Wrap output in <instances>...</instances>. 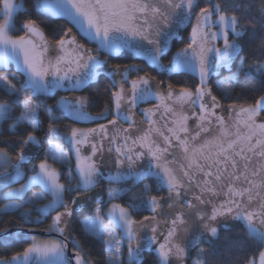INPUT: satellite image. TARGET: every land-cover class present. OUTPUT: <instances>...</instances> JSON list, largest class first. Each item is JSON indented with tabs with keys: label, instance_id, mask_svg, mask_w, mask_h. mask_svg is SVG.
<instances>
[{
	"label": "snow or ice",
	"instance_id": "6c2138e0",
	"mask_svg": "<svg viewBox=\"0 0 264 264\" xmlns=\"http://www.w3.org/2000/svg\"><path fill=\"white\" fill-rule=\"evenodd\" d=\"M33 8L66 16L109 53L127 48L157 66L179 30L190 25L188 43L167 71L195 72L199 84L194 92H176L172 85L162 89L164 82L149 73L130 80L129 72L143 69H108L74 38L58 39L53 56L47 57L50 46L35 20L21 22L23 35L10 34L16 31V15L28 11L24 3L0 0V66L15 63L25 77L21 82L15 73L0 74V201H8L0 205V246L12 247L26 235L14 227L41 223L42 216L53 212L49 231L62 237L48 244L33 238L10 259L0 257V264H92L76 232L86 243L89 237L100 242L107 264H145V252L155 255L154 264H213L219 249L248 243L239 233L233 235L238 223L258 245V258L246 264H264V95L254 104L224 109L209 87L210 78L227 69L231 74L216 81L226 98L237 86L242 93L249 80L260 83V89L250 91L264 90V0H35ZM257 35L259 56L242 55ZM78 69L83 71L77 74ZM101 69L112 80L106 91L115 118L86 130L65 126L62 136L59 122L65 116L99 120L109 108L92 116L87 96L61 97L54 105L45 97L52 98L65 82L73 90L83 87ZM29 89L31 96H25ZM34 98H40L43 108ZM149 100L157 103L141 109V121L134 109ZM60 140L69 144L72 156L64 153ZM50 157L66 166L67 183L60 182L64 174L52 167ZM33 160L39 162L27 176L25 165ZM25 177L26 183L13 187ZM146 179L166 195H152L153 184H145ZM129 180L131 187H108L107 201L105 190L93 191L105 181ZM37 185L42 191L27 195ZM65 193L71 194L67 200ZM46 195L51 201L38 207ZM121 198L127 203L117 202ZM143 210L150 214L135 219L133 213ZM13 213L19 220L5 219ZM70 244L73 254L67 256Z\"/></svg>",
	"mask_w": 264,
	"mask_h": 264
},
{
	"label": "trees",
	"instance_id": "16d2710c",
	"mask_svg": "<svg viewBox=\"0 0 264 264\" xmlns=\"http://www.w3.org/2000/svg\"><path fill=\"white\" fill-rule=\"evenodd\" d=\"M24 3L25 8L28 9L27 12L18 13L16 15V31L12 32L13 37L17 35H23V30L20 28V24L25 19H32L36 21L37 28H39L42 33L45 36L46 42L50 47H53L55 45V42L60 38H65L68 34H72L73 38L75 39V42L83 45L85 50L87 52H90L91 54L98 55L99 59L106 62V65L108 69H111L112 67L116 65H136L139 68L143 69V71L139 72L138 74L135 72V70L129 72V75L131 77L136 78L137 75H144L145 73H149L152 76L156 78V81H163L164 83L160 85V87L164 90H166L167 85H172L176 91H179L181 89H190L193 92L195 91L196 86L199 84V80L188 73L185 72H176V71H158L156 68H153L149 66L143 59L135 58L129 53H122L119 56H109L103 52H101L98 47L95 44L90 43L88 40H86L84 37H82L79 32L65 19L52 17L46 13H43L37 9L33 8V4L35 3V0H17V4ZM194 20V18H193ZM193 20L191 24L193 23ZM68 29H71L70 32H68ZM191 31V26H185L182 28L177 37L175 38L170 50L167 54L163 56V60L165 62H172L174 56L176 53L183 47L186 46L189 40ZM72 37V36H71ZM260 40V36L257 35L256 39L248 45V47L245 49V53H242V55L247 54L249 57L256 55L259 56V52L257 51L258 48V42ZM239 64V60H235L233 63L232 71H235L236 65ZM102 71V69L100 70ZM12 73H15L17 77H19V80L22 82L24 80V76L16 71L13 66L5 69L2 66H0V74L5 75H11ZM231 73L227 69H221L220 76L219 77H211L209 80V87L212 88V95L216 96L217 99L220 101L221 105L223 107L228 106H247L255 103V100L259 97V95H264V90H258V91H250L251 89H260V83L258 80H249L247 84L245 85L243 92L241 93V89L239 86H237L230 98H226L223 94V92L216 87V81L217 79H221L223 77L229 76ZM243 80V78H241ZM112 83L111 77H109L104 71H102V74L97 77L96 80L92 81L88 85H86L84 88H82L79 91H73V92H64V91H58L53 95L52 98H46L47 103L49 105H54L57 100H59L61 97H68L73 94H79L83 96H87L90 98V103L87 106V110L92 115H97L99 113H102L104 111L105 106L109 108V113L107 117L104 120H101L100 122H97L96 125H100L103 123H108L109 120L115 118L114 109L112 108L111 100L109 97L108 92L106 89L109 87V85ZM19 86V85H17ZM2 95V93H0ZM242 95L243 98H238V96ZM25 96H31V89L27 90L25 92ZM6 98V97H5ZM36 99V102L41 105V108H43V104H41L40 98H34ZM150 101V100H149ZM146 101L147 104H153V102ZM221 112V109H220ZM219 112V113H220ZM228 111H223V115H227ZM262 117H264V114H262ZM60 126L64 131H62L61 135H65L67 133V129L65 126L73 127L74 125H80V126H88L92 125L93 123L86 124V123H77L74 120H72L70 117L65 116V118L59 122ZM40 133H37V136H40ZM59 143L63 145V149L65 152L72 156L71 148L69 144L64 141L60 140ZM44 147H47V144L44 145ZM41 156H43V153H40ZM38 160H33L32 163H28L26 168L27 171H30L32 168V165L37 163ZM49 162L53 164L56 167L61 168L62 173L64 174L62 177V182L67 183L66 181V166L64 164H60L57 161H54L49 158ZM72 167L74 168V161H72ZM75 175V173H74ZM145 184H153V181L151 179L144 180ZM132 181H126L121 182L117 184H107L106 182H102L97 186V188L94 191H102L105 190V196L104 199H107L106 195V189L108 187L113 188H126L131 187ZM143 185H141V188ZM39 188L36 187L35 190H38ZM4 191H7V189H4ZM136 191H139V189H136ZM32 191L28 193L30 195ZM92 194V193H89ZM152 195H166V192H157L155 190V185L153 184V191L151 193ZM70 195L67 193V199ZM27 198V197H26ZM49 200L48 197L44 201ZM44 201L40 202L38 207L43 205ZM8 201H0V205L3 203H7ZM122 204H126L127 200L125 198H121L119 201H117ZM100 206V205H93V208ZM29 210L34 212V209L31 205L27 206ZM89 212H85L84 215H89ZM149 211L143 210L140 212L133 213V216L135 219H141L144 215H149ZM52 216L54 214H50L47 216H42L41 223L36 224H27L22 225L20 227H14L12 231H20L22 233H25L26 235L23 237V239L15 243L12 247L5 248L3 246H0V257L3 258H11L12 255H14L17 251H22L24 248L28 247L29 244L32 242V239L35 237H38L42 240H58L61 241L62 237L56 238V237H45L43 234H58L53 233L49 231L51 225H52ZM84 217L81 216V219ZM5 219H16L19 220V216L16 213H13L12 215H9L5 217ZM33 219H35V214L33 215ZM236 233H239L240 235L244 236L246 239H248V243L239 245L237 248H221L217 252V256L215 260L213 261V264H246V262L253 258H258V245L255 240H252L251 238H247L246 236V230L243 225L238 224L236 227L233 235ZM59 235V234H58ZM73 235L77 236V238L80 240L81 245L84 247V250L89 254V259L91 260L92 264H107L106 261V255L103 253L101 244L98 240H94L93 238L89 237L88 241L85 242V239L80 236L79 232L73 233ZM71 246V244H70ZM199 247H205V245L201 244ZM71 252L73 254L72 246H71ZM195 251H193L192 256H194ZM145 257V264H154L155 261V255L150 254L148 252L144 253ZM189 264V262H187Z\"/></svg>",
	"mask_w": 264,
	"mask_h": 264
},
{
	"label": "rangeland",
	"instance_id": "374dc122",
	"mask_svg": "<svg viewBox=\"0 0 264 264\" xmlns=\"http://www.w3.org/2000/svg\"><path fill=\"white\" fill-rule=\"evenodd\" d=\"M14 2L15 3H17V0H14ZM37 10H39V11H41V12H43V13H46V14H48V15H50V16H52V17H57V18H62V19H65V20H67L78 32H79V34L82 36V37H84L86 40H88L90 43H92V44H95L97 47H98V49L101 51V52H103V53H105V54H107V55H109V56H119V55H121L122 53H129V54H131L133 57H135V58H139V59H143L149 66H151V67H153V68H156L158 71H167V69L168 68H171L172 66H173V64H174V60L172 61V62H165L164 60H163V56L161 57V60H160V66H157V65H152V64H150L143 56H136V55H134V52L133 51H130L129 49H127V48H125V49H123L122 51H115V52H112V53H109V52H107V51H105V50H103V49H101L100 48V45H99V42L98 41H95V40H92L90 37H87L85 34H84V32H83V30L80 28V26L79 25H77V24H75V23H73L72 21H70L66 16H62V15H58V14H55V13H53V12H51V11H48V10H43V9H37ZM193 25L195 24V19L193 20V23H192ZM38 29V31H40V32H42L39 28H37ZM182 29V28H181ZM180 29V30H181ZM179 30V31H180ZM179 33V32H178ZM178 33H177V35H178ZM190 33H191V31H190ZM43 34V33H42ZM13 36V35H12ZM72 36V37H71ZM43 38L45 39V36H44V34H43ZM67 38H73V35L72 34H68L66 37H65V39H67ZM36 40H37V43H40V37L38 36V37H36L35 38ZM174 39H175V37L173 38V40L171 41V43L168 45V47L167 48H165V54H167L168 53V51L170 50V48H171V45H172V43H173V41H174ZM46 40V39H45ZM48 44V43H47ZM217 44H218V46H220L221 48H222V42H217ZM50 46V45H49ZM55 46V45H54ZM68 47L69 48H71V47H73V45H68ZM88 53H90V52H88ZM164 54V55H165ZM93 56H95L96 57V59H98L99 61H101V63H105L104 61H102V60H100L99 59V57H98V55H95V54H92ZM46 56L47 57H52L53 56V52H52V47H50L49 48V52L48 53H46ZM11 66H13L14 67V69L16 70V71H18L17 70V68H16V65H15V63H12V64H10L9 66H8V68L9 67H11ZM3 67V66H2ZM73 67H75L74 65H73ZM108 68V67H107ZM83 70L82 69H78L77 70V74H79L80 72H82ZM100 71V70H99ZM102 71H103V69H102ZM101 71V72H102ZM173 71H176V72H185V73H188V74H191V75H193V76H195L198 80H199V78H198V75H197V73H195V72H192V71H184V70H173ZM18 72H20L21 73V71H18ZM22 74V73H21ZM70 75H73L72 73H70ZM49 79H51V77H49ZM97 78H95V79H93V80H91V81H89L87 84H85L83 87H81V88H79V89H72V87H71V83L70 82H65L66 83V87L65 88H62V89H57L56 90V92L55 93H57L58 91H64V92H73V91H79V90H81L82 88H84L86 85H88L89 83H91L92 81H94V80H96ZM129 79L131 80V79H135L134 77H131L130 75H129ZM126 87H127V85H125ZM66 89H68V90H66ZM180 91V90H179ZM179 91H176V92H179ZM54 93V94H55ZM81 96H83V95H79V94H73V95H70V96H66V98L67 99H69V100H71L73 97H81ZM206 99H207V97H206ZM153 102V104H147L146 102H141L135 109H134V112L136 113V118H138V119H140L141 121H143V116L141 115V109H151V108H153L154 106H155V104L157 103V101H155V100H150L149 102ZM236 107H239V106H236ZM224 109H229V106L228 107H223ZM87 110V109H86ZM196 111L197 112H199V109H196ZM87 112L89 113V111L87 110ZM217 112L219 113L220 112V109H217ZM90 114V113H89ZM90 115H92V114H90ZM230 115V111H228L227 112V115L225 116V117H228ZM92 116H96V115H92ZM72 120H74L75 122H77V123H86V124H90V123H93L92 125H88V126H80V125H74L72 128H79V129H90V128H98L99 127V125H96V123L97 122H100L101 120H104L105 118H103V119H99V120H80V121H76L75 120V118L74 117H70ZM120 123H121V126L122 127H128V125L126 124V123H124L123 121H120ZM103 124H108V123H103ZM192 124H193V121L192 120H189V125L190 126H192ZM109 129H110V131H111V126L109 125ZM107 143V141H105V144ZM47 148V147H46ZM63 151H64V153L66 154V155H68L66 152H65V150L63 149ZM88 149L85 147L84 149H83V153L84 154H88ZM71 152H72V149H71ZM72 155H73V152H72ZM106 155V157H108L109 156V154H105ZM111 155H114V153L113 154H111ZM69 156V155H68ZM50 159H52L51 157H50ZM95 159V158H94ZM73 161H74V167H75V160L73 159ZM39 161H37V163H38ZM58 163H60L59 161H57ZM50 163V162H49ZM109 163H111V161H109ZM51 164V163H50ZM61 164V163H60ZM52 165V167L53 168H55V169H57V170H59L61 173H62V170H61V168H59V167H56V166H54L53 164H51ZM26 166H27V164L25 165V172H26V174H27V176H30V175H32V172L31 171H27V168H26ZM131 181V180H130ZM27 182V177H25L24 179H22L21 181H19L18 183H16V184H13V187H19L20 186V184H23V183H26ZM61 183H63L62 182V180L60 181ZM107 184H108V182L107 181H105ZM113 184H117V183H113ZM36 187H38L39 189L38 190H35V188ZM97 188V187H96ZM95 188V189H96ZM94 189V190H95ZM93 190V191H94ZM30 191H32V192H40V191H42V188L40 187V186H33L32 188H31V190ZM29 191V192H30ZM28 192V193H29ZM32 192L30 193V195L32 194ZM28 193H27V195H28ZM29 195V196H30ZM68 195H71L70 193H68ZM89 195H91V194H89ZM46 197H48L49 198V200H47V201H44L43 203L45 204V203H48V202H50L51 201V199H52V197L50 196V195H46ZM26 198V197H25ZM64 198L67 200V193H65L64 194ZM105 201H107V199L105 200ZM42 202V201H41ZM41 206H43V205H41ZM105 211H106V209H105ZM51 214H54L55 215V213L53 212V213H51ZM47 216V215H46ZM104 223L105 224H107L108 223V218L105 216L104 217ZM238 224H241V225H243L242 223H238ZM52 226V225H51ZM51 228V227H50ZM51 232H53V233H57V232H55V231H51ZM113 232L115 233V235H116V238L117 239H119V240H121V242L122 243H124L125 242V237L123 236V234H122V232L119 230V229H113ZM35 239V241L36 242H38V243H41V244H48V243H53V242H60V241H58V240H42V239H39L38 237H35L34 238ZM66 254V253H65ZM124 256H125V258H126V256H127V253H126V251H125V253H124ZM195 256H196V252H195V254H194V256H192L193 258H195ZM189 262V264H191V261H188Z\"/></svg>",
	"mask_w": 264,
	"mask_h": 264
},
{
	"label": "water",
	"instance_id": "95a60500",
	"mask_svg": "<svg viewBox=\"0 0 264 264\" xmlns=\"http://www.w3.org/2000/svg\"><path fill=\"white\" fill-rule=\"evenodd\" d=\"M43 235H45V237H56V238H60V236L58 235V234H43ZM66 255L67 256H71L72 255V252H71V246L69 245V248H68V250H66Z\"/></svg>",
	"mask_w": 264,
	"mask_h": 264
},
{
	"label": "crops",
	"instance_id": "0c3cea01",
	"mask_svg": "<svg viewBox=\"0 0 264 264\" xmlns=\"http://www.w3.org/2000/svg\"><path fill=\"white\" fill-rule=\"evenodd\" d=\"M11 35H12V33H10ZM44 41L46 42V40L44 39ZM47 43V42H46ZM81 88V87H80ZM79 89V88H78ZM66 90H68V89H66Z\"/></svg>",
	"mask_w": 264,
	"mask_h": 264
}]
</instances>
